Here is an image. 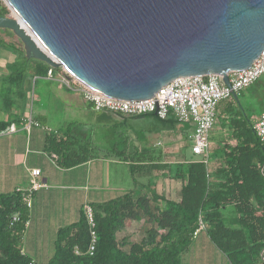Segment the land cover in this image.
<instances>
[{"label": "trees", "instance_id": "1", "mask_svg": "<svg viewBox=\"0 0 264 264\" xmlns=\"http://www.w3.org/2000/svg\"><path fill=\"white\" fill-rule=\"evenodd\" d=\"M0 16H10L1 0ZM0 45L21 50L32 62L36 75H45L50 69L28 56L11 30L0 29ZM22 77L19 73L17 78ZM16 89L19 92L20 87ZM147 117L157 120L161 128L178 124L172 115L164 120L154 115ZM228 117L230 124L237 123L236 114ZM223 120L226 119L222 118V125ZM5 129L6 125L0 124V131ZM234 129L239 134L233 146H223L212 157L208 152L196 161L160 164L154 160L159 155L153 149L146 150L152 157L149 169L136 166L141 162L140 153L131 144H114L106 153L96 152L92 137L78 136L74 124H69L63 133L49 135L46 151L60 169L84 164L93 155L114 154L129 163L133 187L107 201L81 206L76 221L56 231L52 253L44 262L24 252L28 192L0 195V264H184V255L202 233L230 264H264V148L247 119L242 128H229ZM161 170L181 180L178 200L154 192V172ZM86 206L92 212L93 228L86 218ZM14 217L17 221H13ZM128 220L141 223L140 227L147 225L140 239H132V234L119 236ZM92 231L96 243L90 255Z\"/></svg>", "mask_w": 264, "mask_h": 264}, {"label": "water", "instance_id": "2", "mask_svg": "<svg viewBox=\"0 0 264 264\" xmlns=\"http://www.w3.org/2000/svg\"><path fill=\"white\" fill-rule=\"evenodd\" d=\"M26 54L111 99L246 70L264 51V0H1ZM232 97L237 99V94Z\"/></svg>", "mask_w": 264, "mask_h": 264}, {"label": "crops", "instance_id": "3", "mask_svg": "<svg viewBox=\"0 0 264 264\" xmlns=\"http://www.w3.org/2000/svg\"><path fill=\"white\" fill-rule=\"evenodd\" d=\"M28 60L21 50L12 51L0 45V124L6 125V129L0 131V195L27 191L31 171H40L39 180L45 184V188L31 194L23 244L26 254L44 262L52 253L51 248L50 251L47 248L48 238L52 246L56 231L75 222L81 206L107 201L133 187L129 163L114 154L106 157L93 155L84 164L60 169L54 157L46 151L49 135L63 133L69 124H74L78 136L92 137L95 151L100 154L106 153L114 144H131L140 153L141 162L136 166L144 169L151 168L152 157L146 151L150 149L159 155L154 160L160 164H182L199 158L191 153L192 124L178 122L173 128L146 130L126 126L129 129L117 130L120 124L136 125L155 119L95 111L80 94L47 79L46 74L36 75L32 62ZM19 73L23 76L21 80L17 78ZM259 81L252 85L258 95L256 100L261 103L262 111L259 114L247 116V109H252L251 102H240L241 93L237 94V99L232 97L233 100L218 103L215 124L209 134L210 157L223 146L235 144L239 131L229 128H242L245 119L253 124L264 113V96H260L261 92L264 95V82L258 85ZM17 87H20L19 92ZM30 94L34 97L31 105ZM229 114H236L237 123L230 124ZM222 118L226 120L219 126ZM29 119L38 126L32 124L27 131L25 127ZM11 125L16 127V132H6ZM214 131L217 137L213 142ZM154 177V192L166 199L178 200L182 184L180 179H172L165 170L154 172ZM135 222L128 220L125 227ZM194 244L198 254L224 257L207 236H198ZM204 256L196 255V264H200Z\"/></svg>", "mask_w": 264, "mask_h": 264}, {"label": "built area", "instance_id": "4", "mask_svg": "<svg viewBox=\"0 0 264 264\" xmlns=\"http://www.w3.org/2000/svg\"><path fill=\"white\" fill-rule=\"evenodd\" d=\"M59 69L60 71L57 72L53 68L48 69L46 78L57 82L70 92L80 94L83 100L90 103L95 111L125 117L154 115L161 120L172 115L180 123L192 124L191 153L197 157H206L210 148L209 134L215 124L218 103L222 100L231 99L233 93L238 94L250 88L261 77L264 78V51L250 68L229 74L230 87L225 86L221 77L215 75L180 78L164 86L151 99L142 101H122L108 98L78 81L67 70ZM33 99V94H30V105ZM32 124L38 126L29 119L25 129L29 131ZM253 130L264 148V113L254 121ZM16 131L14 125L9 126L6 130L8 133ZM204 163H207L206 159ZM30 176L28 196L25 198L28 207L31 205V194L45 188V184L39 180V170H32ZM85 213L90 227L93 228L94 223L90 207H85ZM13 221H17V217H14ZM197 233L198 231L195 232L194 236ZM91 237L92 240L88 249L90 255L93 254L96 243L93 231Z\"/></svg>", "mask_w": 264, "mask_h": 264}, {"label": "rangeland", "instance_id": "5", "mask_svg": "<svg viewBox=\"0 0 264 264\" xmlns=\"http://www.w3.org/2000/svg\"><path fill=\"white\" fill-rule=\"evenodd\" d=\"M259 80L260 81H259L258 85L262 84V82H264V78L263 77H261ZM254 88H255V86H252L251 88L243 90L242 92H240L241 94H239L240 102L243 101V100L251 102L250 104H251L252 109H247V111H246L248 117L253 115V114H259L262 111L261 103L257 102V100H256L258 95L255 94ZM260 96H261V98H262V96H264L262 92L260 93ZM218 124H219V126L222 125V120H219ZM119 126H120V128H116V129L120 130V131L129 129V128H125L126 126L127 127L133 126V127H138V128H135V129L146 130V129H151V128L152 129L158 128V127H160V124H159V122L157 120H151L150 123H149V121H146V122L138 123L136 125H132V124L131 125H129V124L127 125L126 124L124 126L123 125L121 126V124H120ZM216 137H217V132L214 131L212 133L211 140L214 142L215 141L214 138L216 139ZM140 226H141V223L135 222L130 227L129 226L125 227L122 230V232L119 234V236L132 234L133 235L132 239L138 240V239H140L142 237L143 231L147 228V225H145L143 227H140ZM201 236H205V234L202 233ZM48 242H49V244L47 245V248H49V251H50V248H51V251H52V246H50L51 243H50V239L49 238H48ZM194 242H196V240ZM23 247H24V244H23ZM194 247L196 248L197 246H195V244H194L193 247L189 250V252H187V254L184 255V257H183L184 264H196L197 263L196 262L197 258L195 256L196 255L204 256L202 254H198L195 251ZM200 264H230V263L224 257H219V256H216V255H213V256L212 255H206L203 258H201Z\"/></svg>", "mask_w": 264, "mask_h": 264}]
</instances>
